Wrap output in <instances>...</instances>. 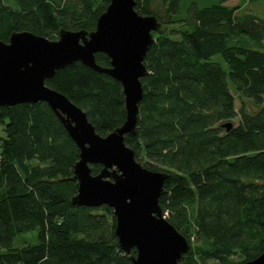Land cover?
<instances>
[{
  "label": "trees",
  "instance_id": "1",
  "mask_svg": "<svg viewBox=\"0 0 264 264\" xmlns=\"http://www.w3.org/2000/svg\"><path fill=\"white\" fill-rule=\"evenodd\" d=\"M135 1L162 32L153 33L137 135L126 144L145 168L168 174L160 205L190 244L180 264H246L264 252V19L238 15L240 6L226 5L232 0L194 7L186 19L182 0ZM110 2L0 0V40L22 31L53 41L62 29L92 32ZM216 55L228 72L211 61ZM96 60L111 66L105 54ZM46 85L85 111L102 136L126 121L123 86L109 75L77 62ZM236 95L249 102L238 108ZM79 160L47 103L0 108V264H132L136 250L119 249L113 209L72 204ZM32 232L35 242L14 245Z\"/></svg>",
  "mask_w": 264,
  "mask_h": 264
},
{
  "label": "water",
  "instance_id": "2",
  "mask_svg": "<svg viewBox=\"0 0 264 264\" xmlns=\"http://www.w3.org/2000/svg\"><path fill=\"white\" fill-rule=\"evenodd\" d=\"M135 7V0H111L92 32L62 29L53 41L22 31L8 43L0 40V108L47 103L80 149L74 167L79 188L72 204L113 209L119 249L128 255L136 250L132 264H180L190 244L160 205L168 174L145 168L126 144L127 135H137L153 33L162 32L155 16H143ZM99 53L110 58V67L97 63ZM77 62L123 86L126 121L107 136L97 133L86 112L66 95L46 85L58 70ZM95 165L102 167L97 175ZM246 264H264V252Z\"/></svg>",
  "mask_w": 264,
  "mask_h": 264
},
{
  "label": "rangeland",
  "instance_id": "3",
  "mask_svg": "<svg viewBox=\"0 0 264 264\" xmlns=\"http://www.w3.org/2000/svg\"><path fill=\"white\" fill-rule=\"evenodd\" d=\"M214 0H182L181 5V18L186 19L189 17V12L192 8L196 9H202L204 7H208L212 4H214ZM228 6H240L241 8L237 12L238 15H243L246 13H252L258 17H261L264 19V0L256 1V2H250L249 0H232L228 3H226ZM184 24V22H182ZM173 28H181V24H175ZM188 28V27H187ZM213 62H217L222 65L223 69L228 72L229 68L225 60L220 55H216L212 58ZM237 99V107H241V103L243 101H247L246 99H241L238 95H236ZM249 102V101H247ZM239 120H235V123L238 124ZM36 232H32L29 234H22L15 238L14 245L15 246H21L24 243L27 242H35ZM193 239V238H192ZM194 240V239H193ZM3 249L0 246V252H2Z\"/></svg>",
  "mask_w": 264,
  "mask_h": 264
}]
</instances>
